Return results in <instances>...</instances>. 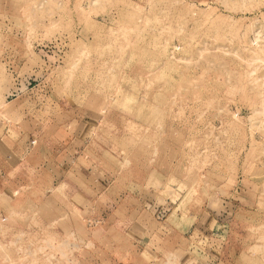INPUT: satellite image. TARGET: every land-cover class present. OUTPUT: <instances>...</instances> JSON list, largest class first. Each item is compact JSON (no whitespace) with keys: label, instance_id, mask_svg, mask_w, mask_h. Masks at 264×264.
<instances>
[{"label":"rangeland","instance_id":"obj_1","mask_svg":"<svg viewBox=\"0 0 264 264\" xmlns=\"http://www.w3.org/2000/svg\"><path fill=\"white\" fill-rule=\"evenodd\" d=\"M0 264H264V0H0Z\"/></svg>","mask_w":264,"mask_h":264},{"label":"crops","instance_id":"obj_2","mask_svg":"<svg viewBox=\"0 0 264 264\" xmlns=\"http://www.w3.org/2000/svg\"><path fill=\"white\" fill-rule=\"evenodd\" d=\"M138 198H141L140 196L138 197ZM135 209H130V210H128L129 211V217H131V219H133L134 217L133 216H136V215H134V213H133V211H134ZM117 215H120L121 214V212H120V209H118V211H117V213H116ZM122 214H125V213H122ZM139 257V256H138Z\"/></svg>","mask_w":264,"mask_h":264}]
</instances>
